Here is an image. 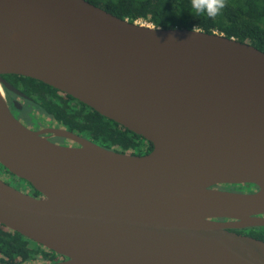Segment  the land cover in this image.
<instances>
[{"label":"water","instance_id":"obj_1","mask_svg":"<svg viewBox=\"0 0 264 264\" xmlns=\"http://www.w3.org/2000/svg\"><path fill=\"white\" fill-rule=\"evenodd\" d=\"M4 74L73 97L152 152L26 127ZM0 164L41 195L0 180V224L65 258L27 264H264L263 240L230 231L264 228V52L86 0H0Z\"/></svg>","mask_w":264,"mask_h":264},{"label":"trees","instance_id":"obj_2","mask_svg":"<svg viewBox=\"0 0 264 264\" xmlns=\"http://www.w3.org/2000/svg\"><path fill=\"white\" fill-rule=\"evenodd\" d=\"M86 1L123 20L162 29L218 33L249 43L264 52V0H225V7L215 18H210L206 13H196L191 0ZM29 80L36 83V86L27 91L32 98L30 104L35 105L49 124L60 126L118 153L134 154L139 149L140 145L133 138L138 137L136 134L106 119L73 97L43 82L32 78ZM65 98L76 101L86 110L78 109ZM238 233L264 241V228H250ZM52 254L54 253L0 224V262H54Z\"/></svg>","mask_w":264,"mask_h":264},{"label":"flooded vegetation","instance_id":"obj_3","mask_svg":"<svg viewBox=\"0 0 264 264\" xmlns=\"http://www.w3.org/2000/svg\"><path fill=\"white\" fill-rule=\"evenodd\" d=\"M2 78L5 81H7L11 86H13L17 91H19L23 94V96L18 95L16 93L10 91L9 89H7L4 86V90L6 92L7 100L9 102L10 107H11L13 115L19 121H21L23 123V121L20 118H18V114H24L26 111V103H30L32 101V98H31V96L28 95L27 91L31 90L34 86H36V83L31 82L29 80V78H27V77L15 75V74H4V75H2ZM65 99H67L71 105L77 106L78 109L86 110V108H83L81 105H78L76 101L69 100L68 98H65ZM38 115L40 116V114H38ZM45 125L46 124H44L43 127L42 128L40 127L39 129H33V128L28 127L26 125L25 126L32 129V130H35V131H43V130H47V129H63L62 127L57 126V125L53 126V125H51V123L49 124V122L46 126ZM45 136L50 137L51 138L50 140L54 143H57V144L68 145V146L69 145L70 146H77V144H75L73 141L65 139V138L54 137V136L52 137V135L47 134V133L45 134ZM133 138L136 140V142H138V144L140 146H139V149L135 150L134 154H130V155L144 156V155H147L150 152H152L153 145L150 142L146 141L144 138L139 137V136L138 137L134 136ZM0 180L4 181L5 183L9 184L10 186H12L16 189L21 190L22 192L28 193V194L33 195L35 197L41 196L39 193L35 192V189L32 188L29 183H27L26 181L19 179L16 176H14L13 174H11L1 164H0ZM243 186L251 187V191L248 192V194L255 193L258 191V188L253 186V185H219V186H216L214 188L218 189V190H226V191H230V192L240 193L238 191H241ZM243 230H246V229H243ZM243 230H235V229L232 230L231 229L230 231L238 233V231H243ZM49 252H53V251H49ZM52 255H54L53 256L54 261L65 260L64 257H62L56 253H54Z\"/></svg>","mask_w":264,"mask_h":264},{"label":"rangeland","instance_id":"obj_4","mask_svg":"<svg viewBox=\"0 0 264 264\" xmlns=\"http://www.w3.org/2000/svg\"><path fill=\"white\" fill-rule=\"evenodd\" d=\"M38 109L35 107V105H32L30 103H26V111L24 114H18V118H20L23 123L31 127L33 129H39L40 127L42 128L44 124H48V121H46L44 118H42ZM45 125V126H46ZM226 191V190H224ZM251 191V187L243 186L241 191H238L240 193H247Z\"/></svg>","mask_w":264,"mask_h":264},{"label":"clouds","instance_id":"obj_5","mask_svg":"<svg viewBox=\"0 0 264 264\" xmlns=\"http://www.w3.org/2000/svg\"><path fill=\"white\" fill-rule=\"evenodd\" d=\"M191 5L196 13H206L210 18H215L225 7V0H191Z\"/></svg>","mask_w":264,"mask_h":264}]
</instances>
